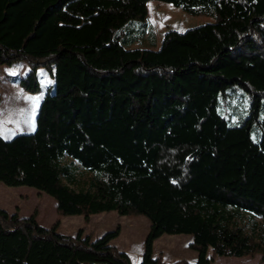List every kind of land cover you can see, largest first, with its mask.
Instances as JSON below:
<instances>
[{"label":"trees","instance_id":"trees-1","mask_svg":"<svg viewBox=\"0 0 264 264\" xmlns=\"http://www.w3.org/2000/svg\"><path fill=\"white\" fill-rule=\"evenodd\" d=\"M71 1L0 0V65L24 63L19 84L31 93L41 91L39 69L52 81L34 130L0 135V183L51 196L60 217L86 223L115 211L146 217L149 230L133 262L111 244L119 226L67 235L59 219L44 227L35 213L0 208V264L264 258V0H158L212 18L166 31L159 46L149 0H81L92 15L78 24L82 8ZM106 27L112 65L93 51ZM235 85L248 93L236 118L228 99ZM164 234L189 235L196 259L156 254Z\"/></svg>","mask_w":264,"mask_h":264},{"label":"rangeland","instance_id":"rangeland-1","mask_svg":"<svg viewBox=\"0 0 264 264\" xmlns=\"http://www.w3.org/2000/svg\"><path fill=\"white\" fill-rule=\"evenodd\" d=\"M148 2L154 3L152 13L147 14V17L149 33L150 31L154 32L156 46L160 44L163 34L168 30L184 31L187 28L212 21L211 17L188 15L170 3L158 0H149ZM71 3V9L77 6L82 8L81 0H72ZM155 4H162L165 8L160 11ZM81 10L83 14L76 13L81 18L73 23H81L88 18L86 16L92 15L88 10L83 8ZM108 29L109 27H106L105 31L98 37L94 43L93 51H105L104 55L109 56V63H105V65H112L117 62V57L108 44ZM93 57L96 58L99 55L96 53V56L93 55ZM96 62L100 64L98 61ZM26 72L27 67L24 63H17L13 66L0 65V135L4 139H10L18 133H29L34 130L38 105L52 83L45 70L39 69L41 91L37 93L26 91L19 84L20 78ZM234 88V90L232 88L228 90V99L233 105L231 110H237V114L234 115L236 118L239 115L244 116L246 113L248 93L236 85ZM221 109L223 108L219 107V110ZM226 110L227 115L230 110ZM261 116H264V110L261 111ZM251 136L253 140H257V131L253 130ZM0 208L8 213L17 212L19 216L35 213L37 221L44 227H51L59 219L58 230L67 235H74L81 228L84 234L93 238L119 226L120 233L111 241V244L127 252L133 262L140 260L144 240L149 230V221L146 217L142 215H120L115 211L92 215L86 223L81 215L60 217L56 212L54 198L27 186L9 187L0 183ZM190 240L191 237L185 234H164L154 241V250L156 254L162 253L166 261L177 258L195 260L197 252L189 246ZM213 264H264V258L261 254L254 257H219Z\"/></svg>","mask_w":264,"mask_h":264},{"label":"crops","instance_id":"crops-1","mask_svg":"<svg viewBox=\"0 0 264 264\" xmlns=\"http://www.w3.org/2000/svg\"><path fill=\"white\" fill-rule=\"evenodd\" d=\"M160 42H161V41H160ZM157 46H159V44H158Z\"/></svg>","mask_w":264,"mask_h":264}]
</instances>
